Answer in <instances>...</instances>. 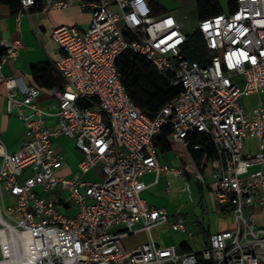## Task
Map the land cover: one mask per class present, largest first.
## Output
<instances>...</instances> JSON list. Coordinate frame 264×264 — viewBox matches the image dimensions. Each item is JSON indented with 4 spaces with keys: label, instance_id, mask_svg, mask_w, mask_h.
Here are the masks:
<instances>
[{
    "label": "built area",
    "instance_id": "2783aa9c",
    "mask_svg": "<svg viewBox=\"0 0 264 264\" xmlns=\"http://www.w3.org/2000/svg\"><path fill=\"white\" fill-rule=\"evenodd\" d=\"M36 1L19 0L15 15ZM44 1V9L72 4ZM80 5L92 14L84 31L71 25L51 31L61 50L52 64L62 84L47 90L56 99L55 126L45 123L37 103L42 89L2 72L22 42L0 41L7 111L27 129L15 151L8 152L0 141V264H199L200 258L212 264H264V221L257 223L264 215V101L251 110L242 104L243 96L264 95V0H235L229 13L198 20L211 53L204 63L185 58L188 34L171 12L154 14L147 0H83ZM127 48L181 86L154 117L131 100L121 80L115 61ZM167 124L170 139L184 149L193 132L208 135L215 150L207 160L212 191L219 210L233 217L232 226L212 232L198 254L156 243L152 226L168 222L171 231L184 232L185 219L170 218L140 196L146 172L185 176L182 168L157 159L154 137ZM60 134L73 138L83 153L77 171L67 177L59 174L64 156L53 141ZM249 137L257 139L252 153L243 151ZM98 164L101 179L83 178ZM194 177L204 181L198 168ZM55 190L68 192L75 215L62 211L60 199L43 194ZM5 193L12 204H3ZM135 223L149 238L126 249L122 238L135 232ZM119 225L124 228L115 231Z\"/></svg>",
    "mask_w": 264,
    "mask_h": 264
},
{
    "label": "crops",
    "instance_id": "0c3cea01",
    "mask_svg": "<svg viewBox=\"0 0 264 264\" xmlns=\"http://www.w3.org/2000/svg\"><path fill=\"white\" fill-rule=\"evenodd\" d=\"M83 0H72V4L65 8L44 9V0H37L36 3L27 11L19 16L12 14L9 8L0 4V41L15 40L22 42V48L16 59L7 60L2 64L4 75H14L19 77L26 84L32 83L31 68L33 66H44L57 60L61 55V50L57 42L52 38L51 31L60 25H71L78 31H84L90 24L92 14L90 8H82L80 3ZM154 14L171 12L184 28L185 18L194 13L198 22L196 6L197 0H147ZM219 7L218 13H229L235 7V0H212ZM115 9L114 7H112ZM217 14V13H216ZM197 28V25H196ZM54 76L59 82H62L61 76L53 68ZM61 79V81H60ZM35 85V84H34ZM39 87V86H38ZM37 103L43 109L42 117L49 126H55L56 116L53 112L56 109V99L52 97L47 89L41 88ZM6 88L0 83V141L8 152L15 151L21 144L26 134V125L21 118L13 111H7ZM17 96L21 97V92L17 90ZM264 101V95L251 93L242 97V104L246 110L254 108L258 101ZM55 149L64 156V163L59 169L62 176H70L78 169V163L83 158V153L76 147L73 138L60 134L53 139ZM257 150V139L249 137L244 141V152H255ZM157 159L160 163L180 167L184 170L185 176L173 174L156 175L154 172H146L140 180L145 187L140 191V196L151 206L164 208L170 218L175 215H182L185 219L187 231H178L181 236L174 243L166 244L162 237L171 231L169 223L164 222L154 225L150 229L152 239L161 245H177L181 251L193 252L198 254L201 250L192 247L190 241L196 233L200 235V241L205 245L209 242V236L212 232L224 230L230 227L216 226L214 229L204 228L198 220L195 207L198 206V213H213L214 216L220 211L212 191V179L210 176V166L205 162L202 169H199L204 177L201 182L194 177L197 169L191 155L187 149L182 148L176 142L171 141L167 149L157 148ZM102 177L100 164L83 174V178L89 180H99ZM186 181L189 188L186 189ZM207 190V191H205ZM45 196L54 194V198L62 202V211L73 216L77 208L71 205L63 197L64 191L55 190L52 193H43ZM206 196V202L203 205V198ZM226 213V212H225ZM190 214L192 216H190ZM194 215V216H193ZM215 220V219H214ZM264 221V215L257 217V223ZM124 227L116 226L115 231H120ZM135 232L125 235L122 238V245L126 249H132L145 243L149 235L142 229L141 223H135ZM177 232V231H176ZM203 244V245H204ZM186 246V249L183 248Z\"/></svg>",
    "mask_w": 264,
    "mask_h": 264
},
{
    "label": "trees",
    "instance_id": "16d2710c",
    "mask_svg": "<svg viewBox=\"0 0 264 264\" xmlns=\"http://www.w3.org/2000/svg\"><path fill=\"white\" fill-rule=\"evenodd\" d=\"M0 4L6 5L12 14L20 9L19 0H0ZM218 12L219 7L212 0H197L198 20ZM2 53L3 50L0 48V54ZM184 56L190 62L198 61L200 63H204L210 58L211 53L206 48L202 33L198 28L187 35ZM115 64L131 100L149 117H154L163 105L177 95L181 89L180 85L170 83L168 76L160 74L146 57L131 49L123 50L116 57ZM53 68L50 64L33 66L31 68L32 83L47 90L62 84V82L58 84ZM170 134V125H164L154 137L156 147L159 149L169 148L172 141ZM189 140L187 151L197 168L202 169L205 162L215 156L212 142L208 135L202 132H193ZM195 144H199L200 148H194ZM183 248L186 249V246L183 245ZM199 264H212V261L200 258Z\"/></svg>",
    "mask_w": 264,
    "mask_h": 264
},
{
    "label": "rangeland",
    "instance_id": "374dc122",
    "mask_svg": "<svg viewBox=\"0 0 264 264\" xmlns=\"http://www.w3.org/2000/svg\"><path fill=\"white\" fill-rule=\"evenodd\" d=\"M197 25V19L194 13L189 14L186 18H185V22H184V28L188 33H191ZM40 190V188H38ZM207 191V190H205ZM67 191H64L63 197L66 198L67 196ZM48 196L50 197H55L54 194H49ZM206 202V196H204L203 198V205ZM13 203V199L12 197L8 194L5 193L3 194V204L4 205H9ZM205 208V205H204ZM197 208L195 207V211L194 214L196 213V216L198 218V220L202 223V225L204 226V228H211L214 229L216 226H220V227H230L233 224V217L231 214L229 213H225V212H220L214 214L213 213H205L203 215H201V213H198ZM190 216H192L190 214ZM194 216V215H193ZM215 219V220H214ZM202 234V233H201ZM200 233H196L194 235V238L190 241V244L192 245V247L196 248V249H200L202 250L206 245L208 244H204L202 241H200ZM181 234L179 232H168L167 234H165L162 239L166 244L169 243H174L176 240H178V238H180ZM204 244V245H203ZM0 257H1V252H0ZM171 264V263H169Z\"/></svg>",
    "mask_w": 264,
    "mask_h": 264
}]
</instances>
